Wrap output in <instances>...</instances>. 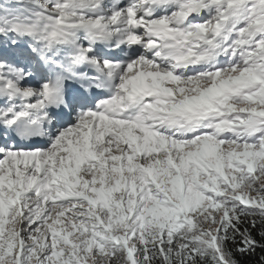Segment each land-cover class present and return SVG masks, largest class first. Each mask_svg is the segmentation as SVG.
<instances>
[{"label":"snow or ice","instance_id":"6c2138e0","mask_svg":"<svg viewBox=\"0 0 264 264\" xmlns=\"http://www.w3.org/2000/svg\"><path fill=\"white\" fill-rule=\"evenodd\" d=\"M0 264H264V0H0Z\"/></svg>","mask_w":264,"mask_h":264}]
</instances>
